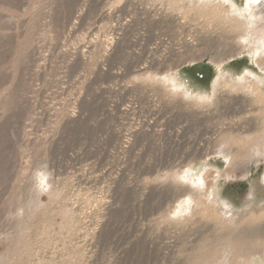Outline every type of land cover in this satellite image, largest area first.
<instances>
[{
    "label": "rangeland",
    "instance_id": "rangeland-1",
    "mask_svg": "<svg viewBox=\"0 0 264 264\" xmlns=\"http://www.w3.org/2000/svg\"><path fill=\"white\" fill-rule=\"evenodd\" d=\"M233 1L0 0V264H264V0Z\"/></svg>",
    "mask_w": 264,
    "mask_h": 264
},
{
    "label": "bare ground",
    "instance_id": "bare-ground-1",
    "mask_svg": "<svg viewBox=\"0 0 264 264\" xmlns=\"http://www.w3.org/2000/svg\"><path fill=\"white\" fill-rule=\"evenodd\" d=\"M229 1H231V2H234L233 0H229ZM254 1V0H253ZM251 3H252V0H246L245 1V7H247V10L245 9V7L243 8V10L245 11H248L249 12V10H250V8H251ZM221 74V73H220ZM217 76V75H216ZM184 78V77H183ZM242 78V77H241ZM186 80H190L189 79V77L188 78H186ZM190 86V85H189ZM200 90V89H199ZM198 90V92H201V91H199ZM206 94V93H205ZM256 183V187H255V189H251L252 191H250V195H251V197L248 199V200H250V199H252L251 200V202H253V198H252V195H253V190H256V189H258V190H260V191H263L264 190V176H262V179L261 180H259V181H257V182H255ZM216 193H217V191H216ZM258 194H259V192H258ZM225 203V202H224ZM227 204V203H226ZM244 206H246V205H244ZM253 207V206H252ZM236 240V239H235Z\"/></svg>",
    "mask_w": 264,
    "mask_h": 264
}]
</instances>
